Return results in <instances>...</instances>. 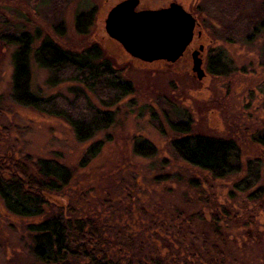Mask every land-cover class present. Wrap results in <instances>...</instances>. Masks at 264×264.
Segmentation results:
<instances>
[{
  "label": "rangeland",
  "instance_id": "obj_1",
  "mask_svg": "<svg viewBox=\"0 0 264 264\" xmlns=\"http://www.w3.org/2000/svg\"><path fill=\"white\" fill-rule=\"evenodd\" d=\"M123 1L0 0L1 32L30 34L34 39L32 49L47 40L74 52L95 43L115 60V68L134 89L117 108H105L86 94L92 105L116 112L115 123L88 142H77L60 117L16 103L11 84L18 52L0 44V157L53 161L74 170L61 198L65 201L69 194L78 215L127 226V234L143 231L147 221L142 214H147L155 217L157 224L168 223L166 228L152 225L150 233L157 234L160 241L173 236V243L181 244L178 234L184 236L187 229L176 219L179 215L186 220V216L200 212L206 225L215 215L219 233L227 240L225 249L207 227L201 228L199 220L188 222L186 244L200 246L201 232L205 231L207 240L222 251L212 252L208 244L207 254L198 261L212 258L216 264H264V193H260L264 187V150L254 140L264 132V34L255 36L252 29L257 21H264V0H194L190 9L200 25H205L210 41L200 57L205 73L200 81L191 73V54L201 45L196 29L188 54L174 64L141 63L106 35L105 17ZM171 3L177 1L140 0L137 10L166 8ZM88 10H93L92 21L79 34L76 17ZM219 55L224 63L219 61L221 66H215L212 75L208 60ZM28 68L30 92L55 102L60 95V108L62 100L73 98L68 91L71 83H52L51 72L40 68L34 59H30ZM175 120L189 122V132H171L169 123ZM188 135L234 142L239 152V172L214 179L178 159L169 143ZM138 141L153 146L154 156L136 154L133 147ZM100 142L101 151L83 163L87 149ZM248 165L253 168L250 174ZM255 176L258 180L252 183ZM247 178H252L249 189L238 191L235 187ZM110 183L116 189L108 191ZM256 193L259 198L254 200L251 196ZM34 222L39 221L7 213L0 201V264H34L25 236L28 225ZM164 253L159 252L161 256Z\"/></svg>",
  "mask_w": 264,
  "mask_h": 264
},
{
  "label": "trees",
  "instance_id": "obj_2",
  "mask_svg": "<svg viewBox=\"0 0 264 264\" xmlns=\"http://www.w3.org/2000/svg\"><path fill=\"white\" fill-rule=\"evenodd\" d=\"M92 13L93 10H88L76 17L75 23L79 34L83 26L91 23ZM252 26L255 36L258 33L264 34V21L260 23L257 21ZM5 32L0 31V44L16 48L17 57L19 56L11 84V94L16 103L42 114L60 117L68 124L76 141L80 143L88 142L115 123L116 112L102 111L96 104L92 105L86 94L90 93L98 104L108 108L116 107L122 99L132 94L134 89L129 81L121 77V71L115 68V60L100 46L92 43L81 51L74 52L60 49L47 40L36 49H32L34 39L30 34L12 36ZM30 59H34L40 68L51 72L54 79L52 83H71L68 91L73 98L62 100L60 108L58 107L60 95L55 102L30 92L28 68ZM219 61H222L223 65L224 60L220 55L214 60H208V68L212 70V75L215 74L214 67L221 66ZM215 62L218 64L215 65ZM169 127L175 134L188 133L190 124L175 120L169 123ZM254 140L264 150V132ZM169 145L178 159L207 172L214 179H222L239 172V152L232 141L188 135L172 139ZM102 146V142L91 145L86 151L83 163L98 154ZM133 148L136 154L147 157H152L155 153V148L145 141L136 142ZM250 167L247 170L249 174L253 169ZM73 171L53 161H31L27 157L18 161L0 157V201L4 210L24 220L39 221L28 225L29 233L25 234L29 241L28 254L34 264H216L212 258L204 263L198 261V258H203L204 253L207 254L205 248L208 244L211 245L212 252L222 254L218 244L207 240L208 233L213 235L223 249L227 247L225 236L219 233L217 226L219 219L215 215H212L207 225L200 212L186 216V220H181V215L176 218L182 221L180 225L186 227V232H189V225L194 219L200 221L201 228H208V233L201 232L200 246L186 244L184 241L187 233L181 236L178 234L179 231L176 234L182 239L181 244L173 243L174 237L170 235L168 240L160 241L157 234L150 233L152 225L157 224V219L147 214H142L144 221L147 222L144 227L142 225L143 231L137 234H127L125 231L127 226L113 225L97 216L95 218L87 214L78 215L76 208L70 203L72 196L68 194L65 201L61 198L63 195L61 192L67 188ZM251 179L243 180L235 188L244 192L258 180V177L255 176V180L249 183ZM111 183L108 191L116 189ZM262 192L264 193V187L260 193ZM55 198L57 199L52 201ZM251 198L258 199L259 193ZM126 213L128 214V211ZM157 226L166 228L168 223L159 221ZM169 243L172 246L177 245L178 248L168 247ZM160 251L165 253L161 256Z\"/></svg>",
  "mask_w": 264,
  "mask_h": 264
},
{
  "label": "water",
  "instance_id": "obj_3",
  "mask_svg": "<svg viewBox=\"0 0 264 264\" xmlns=\"http://www.w3.org/2000/svg\"><path fill=\"white\" fill-rule=\"evenodd\" d=\"M139 4L125 0L115 5L104 20L106 35L134 60L176 63L193 40L195 18L176 3L155 10H137ZM201 52L199 47L191 54V73L198 81L205 76Z\"/></svg>",
  "mask_w": 264,
  "mask_h": 264
},
{
  "label": "flooded vegetation",
  "instance_id": "obj_4",
  "mask_svg": "<svg viewBox=\"0 0 264 264\" xmlns=\"http://www.w3.org/2000/svg\"><path fill=\"white\" fill-rule=\"evenodd\" d=\"M176 1H177V4H179L186 12H188L189 14H191L195 18V21H196L195 29L197 30L196 38H197V40L201 39V45L200 46L198 45V48L202 47V52L199 55V57H201L202 56L201 54L203 52L207 51V47L209 45L208 43L210 41L207 39V33L205 30V28H206L205 25H203L204 27L200 25L201 23L198 21V18L196 19L195 12H192V10L190 9L191 5L194 3V0H176ZM195 29H194V32H195ZM194 39H195V37L193 36V40ZM193 40H192V42H193ZM192 42H191V44H192ZM190 45L186 48L185 52L183 53V56H185V54H188L187 50L190 47ZM156 63H164V62H156ZM164 64H168V63H164Z\"/></svg>",
  "mask_w": 264,
  "mask_h": 264
}]
</instances>
